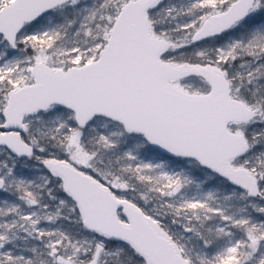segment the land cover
<instances>
[{
  "label": "snow or ice",
  "instance_id": "1",
  "mask_svg": "<svg viewBox=\"0 0 264 264\" xmlns=\"http://www.w3.org/2000/svg\"><path fill=\"white\" fill-rule=\"evenodd\" d=\"M0 264H264V0H0Z\"/></svg>",
  "mask_w": 264,
  "mask_h": 264
}]
</instances>
